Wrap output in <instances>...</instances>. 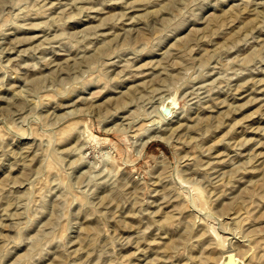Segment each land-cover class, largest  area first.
<instances>
[{
  "label": "rangeland",
  "instance_id": "1",
  "mask_svg": "<svg viewBox=\"0 0 264 264\" xmlns=\"http://www.w3.org/2000/svg\"><path fill=\"white\" fill-rule=\"evenodd\" d=\"M0 264H264V0H0Z\"/></svg>",
  "mask_w": 264,
  "mask_h": 264
}]
</instances>
